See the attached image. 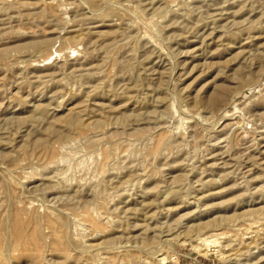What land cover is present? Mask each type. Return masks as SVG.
Instances as JSON below:
<instances>
[{"label":"rangeland","instance_id":"1","mask_svg":"<svg viewBox=\"0 0 264 264\" xmlns=\"http://www.w3.org/2000/svg\"><path fill=\"white\" fill-rule=\"evenodd\" d=\"M0 264H264V0H0Z\"/></svg>","mask_w":264,"mask_h":264},{"label":"bare ground","instance_id":"2","mask_svg":"<svg viewBox=\"0 0 264 264\" xmlns=\"http://www.w3.org/2000/svg\"><path fill=\"white\" fill-rule=\"evenodd\" d=\"M215 243V242H214ZM161 260L165 259V257L160 258Z\"/></svg>","mask_w":264,"mask_h":264}]
</instances>
